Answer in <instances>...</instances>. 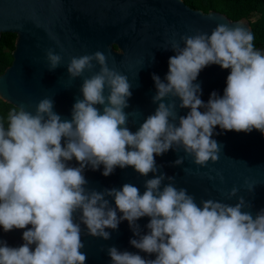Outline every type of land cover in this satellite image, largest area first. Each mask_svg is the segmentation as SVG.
<instances>
[{
  "label": "clouds",
  "instance_id": "1",
  "mask_svg": "<svg viewBox=\"0 0 264 264\" xmlns=\"http://www.w3.org/2000/svg\"><path fill=\"white\" fill-rule=\"evenodd\" d=\"M179 39L182 47L176 40L163 47L175 55L164 80L152 74L157 107L135 132L124 111L131 96L127 78L109 68L100 51L69 59L72 79L99 66L83 79L82 99L73 104L70 120L54 111L53 100L43 98L34 113L10 112L7 129L0 123V228L8 232L31 225L19 247L0 241V264H86L81 225L87 235L109 240L106 229L117 230L122 221L134 237L129 244L139 251L108 247L110 264H264V209L255 217L242 211L243 197L234 205L213 199L197 204L156 163L169 150L185 154L173 166L185 157L199 167L216 162L217 126L264 136V53L255 48L253 33L239 26L219 24L210 34L197 31ZM45 59L48 71L62 62L52 49ZM212 64L230 72L223 95L213 91L205 103L194 81ZM168 97L178 98L179 105L176 99L165 103ZM178 108L189 111L178 116ZM72 160L78 166H71ZM101 165L105 177L117 167H132L152 178L145 180L142 194L130 183L119 190L87 189L85 169L97 171ZM236 193L232 188L228 198ZM143 217L149 218L146 232L137 223Z\"/></svg>",
  "mask_w": 264,
  "mask_h": 264
},
{
  "label": "water",
  "instance_id": "2",
  "mask_svg": "<svg viewBox=\"0 0 264 264\" xmlns=\"http://www.w3.org/2000/svg\"><path fill=\"white\" fill-rule=\"evenodd\" d=\"M219 24L251 30L246 18L233 20L218 11L204 12L183 0H0V37L4 33L15 35L11 63L0 73V99L19 110L34 113L39 100L49 98L54 102V111L62 119L70 120L73 104L82 99L83 79L97 72L99 66L72 79L66 70L69 59L100 51L108 58V67H114L127 78L131 96L124 111L128 114L129 129L135 132L157 107L152 102L156 91L152 74L164 80L169 57L175 55L171 49L163 47H170L174 40L182 47L180 36L194 35L197 31L210 34ZM48 49L62 56L60 66L54 71L47 69L45 53ZM229 72L215 64L200 71L194 83L200 85V98L205 103L213 91L223 95ZM172 100L179 105L178 98L168 97L164 102ZM188 111L178 108V116ZM214 131L218 134L212 138L220 145L216 162L209 161L205 167H199L192 163L191 157H185L181 165L173 166V162L185 154L182 150H169L157 156L156 163L162 172L174 177L177 188L187 189L197 204L213 199L234 205L243 197L242 211L251 212L255 217L264 209V136L257 130L250 133L223 131L219 126ZM69 164L78 166L75 160ZM102 171V165L97 171L85 169L87 189L119 190L123 184L130 183L142 194L145 180L152 178L151 173L140 176L132 167H117L107 177ZM234 187L236 195L228 198L227 194ZM250 188L253 190L249 191ZM108 199L114 206L111 198ZM76 219L78 221V214ZM148 220L143 217L137 221L144 232ZM30 227L8 232L0 228V241L19 247L24 243L23 231ZM81 228L84 243L81 251L86 253V264H110L107 248L111 246L121 251H139L129 244L134 237L127 221H122L117 230L106 229L111 233L109 240L91 237L83 225Z\"/></svg>",
  "mask_w": 264,
  "mask_h": 264
},
{
  "label": "trees",
  "instance_id": "3",
  "mask_svg": "<svg viewBox=\"0 0 264 264\" xmlns=\"http://www.w3.org/2000/svg\"><path fill=\"white\" fill-rule=\"evenodd\" d=\"M194 9L204 12L209 10L224 13L230 19L246 18L250 22L253 33L254 46L264 53V0H183ZM15 35L4 33L0 37V73L10 65L11 52L14 48ZM19 111L10 103L0 99V123L7 129L9 113Z\"/></svg>",
  "mask_w": 264,
  "mask_h": 264
}]
</instances>
